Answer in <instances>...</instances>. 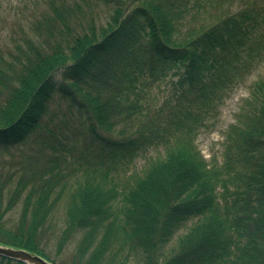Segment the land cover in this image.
I'll use <instances>...</instances> for the list:
<instances>
[{"label":"trees","instance_id":"trees-1","mask_svg":"<svg viewBox=\"0 0 264 264\" xmlns=\"http://www.w3.org/2000/svg\"><path fill=\"white\" fill-rule=\"evenodd\" d=\"M45 1L27 33L0 45V150L35 159L0 172V245L56 264L40 240L62 207L58 253L81 233L72 264L91 249L85 264H264V74L221 160L195 143L264 66V0ZM166 82L164 99L151 97ZM151 149L140 175L118 178Z\"/></svg>","mask_w":264,"mask_h":264},{"label":"rangeland","instance_id":"rangeland-1","mask_svg":"<svg viewBox=\"0 0 264 264\" xmlns=\"http://www.w3.org/2000/svg\"><path fill=\"white\" fill-rule=\"evenodd\" d=\"M45 5V0H0V45L3 46L6 43L11 44L10 41L12 39L22 37L24 32L27 33L31 24L35 21V25L39 21V13L42 11L44 13L48 11L46 10L47 8H45ZM263 74L264 66H261L251 74L248 80L238 84L232 89V91L225 96L221 102L217 116L210 119L206 123V126L198 132L195 143L207 161L214 158H217L219 161L221 160L224 134L230 125L234 123L235 115L239 111L243 101L248 97L252 83L257 77ZM168 92V82H166L160 84L158 87H153L151 90V97L157 98L160 102ZM30 154L31 153L26 148L18 150L17 146H14L13 148L8 149L7 152L3 153L0 150V172L4 171L12 173L16 171V167L19 168L22 166V162L26 165L32 164V161L35 159L27 160ZM157 154V150H148L142 157L132 161L128 170L125 172L126 174L119 173L118 178L124 181L127 178H132L134 175H140L148 163L157 158ZM33 155L35 156V153H33ZM13 186L14 185L10 186V188ZM5 197L7 198V195ZM20 208L21 202L18 201L17 206L4 216L6 226L13 227L17 224L21 210ZM53 222L56 224V227L53 232H49L42 237L40 240L41 248L45 250L50 259L55 260L56 264H72L71 262L76 253V249L78 248L77 243L81 237V233H75L72 235V237H70L61 247V251L58 253L59 241L61 239L62 229L64 228L62 207L58 208L56 211L53 217ZM194 222L195 220L193 219L181 225L168 247L173 246L176 243L177 237L186 233ZM91 252L92 249L85 256L83 264L90 260ZM127 264L142 263H139L134 258H130Z\"/></svg>","mask_w":264,"mask_h":264},{"label":"water","instance_id":"water-1","mask_svg":"<svg viewBox=\"0 0 264 264\" xmlns=\"http://www.w3.org/2000/svg\"><path fill=\"white\" fill-rule=\"evenodd\" d=\"M0 257L8 258L24 264H51L42 257L22 249L0 245Z\"/></svg>","mask_w":264,"mask_h":264}]
</instances>
